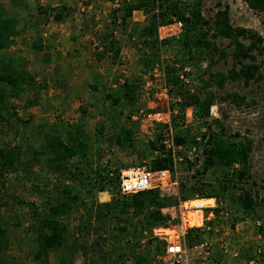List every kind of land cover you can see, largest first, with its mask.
Here are the masks:
<instances>
[{"label": "rangeland", "instance_id": "rangeland-1", "mask_svg": "<svg viewBox=\"0 0 264 264\" xmlns=\"http://www.w3.org/2000/svg\"><path fill=\"white\" fill-rule=\"evenodd\" d=\"M132 1L0 0V17L15 19L18 31L13 43L0 50V57L13 59L14 68L18 71L24 64L25 70L35 77L34 85L27 88L20 98L12 100L17 116L13 115L9 123L0 125V146L6 149L21 147L20 158L24 164H19L16 170H10L0 180V226L7 231L8 243L0 251V264H90L100 260L101 251L111 253L110 258L115 262L117 255L112 253V241L106 242L114 221L108 223L107 228L101 226L98 231H92L91 235L81 234L77 228L89 213L92 225L99 226L96 220L98 210L93 207L113 201L110 192L109 199L96 187L92 193L83 190L70 216L62 219V224L70 227L74 234L71 238L73 249L67 251L73 252L72 262L57 253H52L47 261L37 258L35 227L38 216L47 215L46 208L57 203L58 197L62 200L60 190L64 184H72L78 191L81 190L80 178L72 183L61 173L50 171L49 162L53 153L41 154L47 138L56 136L68 143L69 134L76 137L77 129L81 128L77 141L83 140L85 149L81 151L85 157L81 154L69 159V169L78 176L80 172L90 175L94 181L97 170L103 173L106 168L103 175L106 171H119L121 176L122 171L132 166L144 163L150 166L151 160L162 156L163 150L159 147L154 151L151 144L159 146L158 137L161 134L164 141L166 127H151L140 112L164 111L167 105L174 106L172 112H175L179 109L176 101L185 99L187 91L199 88L201 77L207 79L209 71L227 75L233 67L230 40L209 38L220 51L226 53V58L219 59L216 53L214 59L217 62L212 66L206 61L197 66H186L180 77L181 86L174 87L173 92L170 89L169 100L165 101L157 94L160 79L156 75L163 70V61L169 62L171 56H175L176 49L172 46L163 48L160 60L145 66L144 60L155 59L156 53L147 47H136L139 38L134 33L147 23L146 13L135 11L126 25L121 24L124 11L116 15V21L112 13ZM227 7L232 26L252 29L264 38V14L251 9L244 0H204L203 14L214 22L216 13ZM58 13H65V16L62 14V21L55 20ZM112 40L118 42L121 50L118 56L105 50ZM257 59V64L261 65L262 80L252 81L249 85L243 81H227L224 87L213 84L209 91L215 97V104L210 117L202 122L195 115L193 118L186 116L179 122V134L187 139H196V143L187 144L188 149L184 152L188 159L177 156L175 176L178 186L162 191L163 196L177 194L181 182H193L197 173L203 171L209 127L211 132H218L214 121L219 120L228 136L240 134L234 140L246 138L252 142L248 165L252 179L246 178L234 184L251 190L258 202L264 201V54L257 55ZM126 82L139 88L134 105L124 99ZM108 94L112 99L107 98ZM232 94L245 97L243 104L239 106L223 100ZM115 98L119 100L116 104L113 102ZM134 116H138L139 120H134ZM101 127L103 133L99 132ZM123 128L132 129L133 144L110 145L108 137L120 135ZM204 134L207 138H203ZM164 150H167L166 146ZM36 151L39 153L35 156ZM189 163L193 165L191 168ZM222 174L218 171V175L210 178L207 172L202 176L199 174V179L215 181ZM236 197L230 193L223 196L228 215L220 216V223L214 225L216 230L204 235L211 243L209 264H264V230H260V227L264 229V210L258 209V218L245 217L241 208L233 202ZM191 198L200 199L197 194ZM234 222L235 227L232 226ZM153 231L154 228L150 234H143L135 253L143 254L149 249L151 239L153 244L150 249L153 251L146 254L148 264H171L164 248L160 253L156 252V247L163 241L155 238ZM97 241L101 245L94 246ZM92 247H97L94 254L90 253ZM122 264H135V261L129 255Z\"/></svg>", "mask_w": 264, "mask_h": 264}, {"label": "trees", "instance_id": "trees-1", "mask_svg": "<svg viewBox=\"0 0 264 264\" xmlns=\"http://www.w3.org/2000/svg\"><path fill=\"white\" fill-rule=\"evenodd\" d=\"M244 1L254 11L264 14V0ZM203 2L204 0H133L132 3L114 9L112 12L116 21V18H118L116 15L120 11H124L121 17V24L123 25L129 22L135 11L146 13L148 20L145 26L140 30L134 29V34H137L139 38V44L136 47L138 46L139 49L147 47L156 53L155 59L144 60L145 66L149 67L156 64L161 58L160 53L163 51V48L172 46L176 49L175 56H171L169 62L163 61L171 92H173L174 87L179 88L181 86L182 81L180 77L186 66H197L204 61L208 62L209 66H212L217 62L214 59L216 53L219 54V59L226 58V53L222 50L220 51L209 38L217 39L222 37L230 40V44L233 47L231 53L233 67L228 74H212L209 71L207 79H204V76L200 78L201 85L199 88L196 87L193 91H187L185 99L176 101L179 104V109L172 112L171 127L173 129L175 145L182 148L176 151V156H182L184 160L188 159L187 154L184 152V150L188 149L187 144L196 143V139H187V137L180 135L178 132L179 122L186 118L187 109L193 108L194 115L203 122L210 117L211 108L215 104V97L209 91L210 86L216 84L217 86L224 87L227 81H243L246 85H249L252 81H260L263 78L261 65L257 64V55L264 54L263 36L252 29L232 26L228 7L218 11L215 15V21L211 22L203 14ZM63 9H66V7H63ZM65 13H58L55 16V20L62 21ZM175 20L183 23L181 35L178 38L160 39L159 28L171 25ZM16 28L17 21L15 19L0 17V50L8 48L13 43L14 37L18 35ZM134 34H130V36ZM109 37L111 36L109 35ZM107 39L108 37H106ZM246 42L249 43L247 44ZM106 46L105 50L115 52L116 56L121 52L118 42L114 40ZM48 58L50 60V56ZM21 67L22 69L18 71L14 68L13 59L6 60V58L0 57V125L2 123H9L12 116L16 114L12 100L20 98L27 91V88L33 86L35 83V77L25 70V65L21 64ZM138 89V86L132 83L126 82L124 84V99L129 104L134 105L137 102ZM107 98L112 99V96L108 94ZM223 100L240 106L245 101V97L232 94L227 95ZM113 102L116 104L119 100L115 98ZM173 108L171 107V110ZM214 123L218 126L219 131L211 132V126L209 127L210 133L207 141L209 145L204 149L206 155L204 167L203 171L199 174L202 176L203 173L208 172L210 178H213L220 171L223 173L222 176L215 181L204 182L199 179L201 176L199 177L197 173L195 181L180 183L177 194L165 196L162 195V191L159 189L148 190L131 196L122 195L119 190V171H117L118 173L106 171V174L103 175L106 168L103 170V173L101 170L96 171L95 181L92 176L85 175L83 172H80L78 176L69 169L68 161L81 154V156L85 157V154L81 151L85 149L83 140L81 142L77 141L78 136L81 135V128L77 129L76 137L69 132L71 134H69L68 143H65L56 136L50 135L44 145V151L41 152V154L53 153L54 155L50 158V171L61 173L72 183H75L80 178L79 184L81 190L78 191L76 186L72 184H64V187L60 190L62 200L58 197L57 203L50 205L48 209L46 208L48 210L47 215H43V217L38 216L35 227V240L38 247L37 258L47 261L52 253H57L66 256V260L69 259L72 262L73 252L67 251H72L73 249L71 238L73 239L74 234L70 227L62 224V219L70 216L75 203L81 198L80 193L83 190L92 193L95 187L99 188L100 191L110 192L113 201L93 207L98 210L96 220L99 226L92 225V215L89 213L85 221L78 224L77 228L81 234L91 235L92 231H98L101 229V226L107 228L108 223L114 221L108 237H106V242L112 241V253H115L117 256L114 262L110 258L111 253L104 254L101 251L99 252L100 260L90 264H111L112 262L114 264H122L124 258L129 257V255L133 257L135 264H148L146 254H150L153 251L150 249V246L153 244L152 240H149V247H147L149 249H146L143 254H136L135 251L138 248L139 239H141L144 233L150 234L153 228L165 224L169 220L177 219L179 215V202L192 199L191 197L196 194L200 199L217 198L219 200V207L214 210L216 218L209 223L210 225L220 223L222 219L220 217L222 216L221 213L226 208L222 198L223 196L226 197L228 193L237 196L233 202L237 204V208H241L245 217L258 218V209L264 210V201L262 203L258 202L251 190L239 188L237 184H234L235 182L240 183L246 178L252 179L248 168L252 152V142L249 139L246 140V138L234 140L235 138H239L240 134L228 136L221 121L215 120ZM156 127L157 129L165 128L161 125H156ZM166 130H168V127H166ZM99 132H104L103 127H101ZM203 138H207V134H204ZM158 139L159 146L155 143H152L151 146L154 151L159 150V147L163 149L161 151L162 156L151 160L149 167L153 170H170L173 180H176L173 152L171 150H164L165 145L162 144V134ZM107 141L110 145L123 146L124 143L132 145V129L123 128L120 135L110 136ZM38 153L37 151L34 152L35 156ZM21 154L22 150L19 146L11 149L0 146V180L10 170H16L19 164H23L20 158ZM192 166L189 163L188 167L191 168ZM236 166L240 168H235ZM189 182L190 184H188ZM112 185H114L113 188ZM237 190L240 192L236 194ZM81 203L84 204V202ZM235 222L232 224L233 227H235ZM260 230L264 229L260 227ZM6 235L7 231L0 226V251L2 248L8 246ZM99 238L102 237L100 236ZM185 238L187 244L191 246L195 242L202 240L203 237L199 229L193 228L188 230ZM96 245H101V242L97 241L94 246ZM96 248L92 247L90 253L94 254V249L96 251ZM156 248L158 251H154L160 253L163 248L165 250V245L163 243ZM126 251L129 253L127 254Z\"/></svg>", "mask_w": 264, "mask_h": 264}, {"label": "built area", "instance_id": "built-area-1", "mask_svg": "<svg viewBox=\"0 0 264 264\" xmlns=\"http://www.w3.org/2000/svg\"><path fill=\"white\" fill-rule=\"evenodd\" d=\"M183 23L181 21H174L173 24L161 26L159 28L160 39L178 38L182 33ZM159 80V94L163 99L169 100L170 87L167 82L165 69L156 75ZM157 88V90H158ZM164 111H148L140 113L144 120L151 126L161 125L168 127L166 134H164V141L162 143L167 150H171L174 156L175 168L177 167L178 158L176 151L181 150L174 143L173 129L171 127L172 110L170 106H164ZM193 108H188L186 116L193 118ZM134 120H139L138 116H134ZM147 124V125H148ZM199 140V139H197ZM178 186V181L173 180V175L170 170H153L146 163L135 165L129 169L122 171L119 180V190L122 195H135L140 192L159 189L161 191L171 190ZM213 199V198H212ZM212 200L211 204L202 203L203 200L198 198L182 200L178 206V218L169 220L165 224L154 228L153 235L158 240L163 241L165 245V254L171 260V264H209L211 258V243L204 235L216 230L217 226L209 223L216 218L215 209L219 207L216 198ZM205 200H211L205 199ZM209 211L208 214L206 212ZM222 215H228L225 211ZM197 218L196 225L192 226L191 218ZM203 221L205 223H203ZM199 229L202 235V240L195 242L191 246L187 244L186 234L190 229Z\"/></svg>", "mask_w": 264, "mask_h": 264}, {"label": "bare ground", "instance_id": "bare-ground-1", "mask_svg": "<svg viewBox=\"0 0 264 264\" xmlns=\"http://www.w3.org/2000/svg\"><path fill=\"white\" fill-rule=\"evenodd\" d=\"M212 202H213L212 200H203V201H202V203H204V204H211ZM191 219H193V220L191 221V225H192V226H195V225H196V221H195V220H196L197 218H193V217H192Z\"/></svg>", "mask_w": 264, "mask_h": 264}, {"label": "crops", "instance_id": "crops-1", "mask_svg": "<svg viewBox=\"0 0 264 264\" xmlns=\"http://www.w3.org/2000/svg\"><path fill=\"white\" fill-rule=\"evenodd\" d=\"M124 171H125V170H124ZM102 194H103V195H106V196L110 199V196H109V192H108V191H106V192L103 191ZM216 199H217V198H216ZM200 200H205V199H200ZM211 200H215V199H214V198H213V199L211 198ZM215 201H216V200H215ZM217 201L219 202L218 199H217ZM203 223H205V222L203 221Z\"/></svg>", "mask_w": 264, "mask_h": 264}]
</instances>
